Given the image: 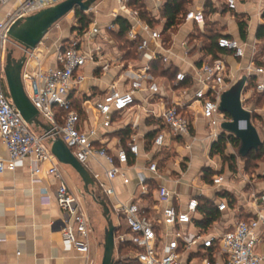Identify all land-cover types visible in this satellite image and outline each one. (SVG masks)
<instances>
[{"label":"crops","instance_id":"0c3cea01","mask_svg":"<svg viewBox=\"0 0 264 264\" xmlns=\"http://www.w3.org/2000/svg\"><path fill=\"white\" fill-rule=\"evenodd\" d=\"M166 2L167 0H143L144 11L152 19V24H147L161 33L160 42L150 41L148 49L140 55L138 44L130 42L128 33L125 37V42L130 45L137 44L134 59L136 65L127 63L125 53L128 47L124 46L118 36L117 19L128 18L121 12L116 0H98L91 11L85 13L90 21L89 28L98 24L105 39L97 37L85 45L86 50L93 49L96 44L101 45L103 50L100 56L95 55L93 61L83 69L86 80L71 92V99L81 118L80 130H97V149H106L111 154L120 148L128 150L130 138H138L139 156L129 154L126 169L129 183L125 184L122 177H118L111 183L115 195L104 196L108 199L115 218L114 206L117 203H130L139 199V179L144 177L149 179L151 194L139 201V205L148 210L149 215L159 217L156 196L158 190L165 187L177 195L175 202L186 204L188 200L195 198L199 203L208 200L214 205L217 220L203 227L206 218L199 211L193 225L187 228L189 234L195 237L204 233L221 235L236 222L252 217L254 208L251 195H264V179L258 180L264 178V173L257 178L247 174L240 165L236 171L227 167L225 171H218L212 177L213 185L207 183V172L216 170V167L207 165L206 156L215 141L211 138V130L203 118L200 105L193 102L197 87L195 76L197 69L204 63L221 60L226 65L225 80L229 89L244 76L247 77L242 95L244 108L251 96L257 95L255 78L250 77L248 71L249 67L261 65V58L264 57V39L258 38L260 28L264 27V0H240L236 11H229L224 0H193L182 16L183 21L165 31L166 20L162 17V12ZM126 9L132 11L128 6ZM192 10L203 11L205 24L202 28L185 20L186 14ZM114 14H118L117 18ZM76 23V14L73 12L68 15L65 23L60 21L55 25L56 32L52 37L46 40L44 38L37 47L36 54L45 69L58 67L57 55L61 46L67 45L78 35L74 30ZM240 23L246 28L245 39L241 38ZM110 24L115 26L114 30L106 31L105 28ZM137 33L141 38H147L138 28ZM223 37L243 44L244 56L239 58L232 52L223 51L215 59L213 55L203 51L213 39H217L218 43ZM164 58L168 59V63L164 62ZM146 66H151V71L144 80L145 89L136 95L135 106L126 112L115 114L111 129H103L94 109V102L113 90L127 91L131 83L143 74ZM179 73L186 75V81L177 87L176 77ZM152 83L159 86V93L156 95L147 89ZM176 104L184 107L182 112L191 122L189 134L180 139L167 137L164 147H154L156 135L167 132L163 124L165 110ZM247 110L253 114V110ZM56 112L59 122L63 123L65 113L59 109ZM41 122L47 125L45 121ZM32 128L36 133H45L40 128ZM219 133L221 135L220 130ZM175 155V162L170 163ZM0 156L7 157L1 140ZM151 162L158 164L160 178L156 179L148 170ZM85 168L95 181L97 177L104 180L110 166L105 160L99 159L91 160ZM60 170L70 192L85 203L89 212L96 215V205L90 203L89 197L85 196L83 182L76 171L61 164ZM220 176L224 178V183L217 187L214 179ZM58 186L59 181L45 173L34 176L30 159L21 162L14 172L0 175V264H102L104 244L100 233H104L105 237L104 218L102 217L101 222L95 216V225L91 215V250L88 257L74 250L62 237L66 217L56 202ZM44 190L47 191V198L43 195ZM96 194L100 196L98 191ZM224 200L228 201L229 210L220 213L217 206ZM116 220L117 224L114 225L118 229L119 221L117 218ZM198 246L196 244L195 248ZM260 251L264 252V246Z\"/></svg>","mask_w":264,"mask_h":264},{"label":"built area","instance_id":"2783aa9c","mask_svg":"<svg viewBox=\"0 0 264 264\" xmlns=\"http://www.w3.org/2000/svg\"><path fill=\"white\" fill-rule=\"evenodd\" d=\"M62 1L0 0V140L7 152L6 158L0 156V175L14 172L21 162L30 159L34 176L45 173L59 181L56 202L66 217L61 231L63 240L74 250L88 257L91 250V217L85 203L70 192L62 176L60 163L53 155L49 143L56 139L63 140L84 167L91 160L106 161L110 168L105 173V179H95V191H98L101 197L115 195L111 183L118 177H122L125 184L129 183L126 177L129 154L135 157L140 154L137 136L130 138L128 150L120 148L111 154L106 149H97V130H80L81 118L71 99V92L86 80L83 69L93 61L95 55L100 56L103 50L98 44L93 49L86 50L85 45L97 37L105 39L104 33L96 24L83 34H78L67 45L61 46L57 55L58 67L48 69L43 67L36 51H24L15 44L26 56L22 71L25 92L38 110L40 119L52 128L48 133H36L24 120L12 102L5 75L4 57L7 45L11 42L8 35L11 27L16 22ZM116 2L121 12L130 20L128 39L138 44L140 55L148 49L150 41H161L162 35L159 31L143 22L136 12L126 9L130 0ZM224 2L229 11H236L240 0ZM117 16L118 14H114L115 18ZM185 20L194 22L201 28L205 24V16L201 10L189 11ZM114 28L115 26L110 24L105 30L112 31ZM137 28L147 38H141ZM218 46L239 58L245 54L243 44L235 39L223 37L219 39ZM261 61V65L249 67L248 71V75L255 78L257 94H264V57ZM164 62L168 63V59L164 58ZM150 71L151 66H146L143 74L131 83L127 91L113 90L94 102V109L103 129H111L115 114H121L135 106L136 95L145 89L144 80L148 78ZM225 77L226 65L221 60L204 63L197 69L195 76L197 87L193 102L200 105L203 118L211 130V138L215 142L220 137L221 124L229 121L227 115L219 112L221 96L229 89ZM185 81L186 75L179 73L176 77L177 87ZM147 89L153 95L159 93L157 83L150 84ZM57 109L65 113L63 123L58 120ZM183 109V106L176 104L165 110L163 124L167 132L156 135L154 147H164L167 137L180 139L189 134L191 122L183 114ZM148 170L156 179L160 178L156 162H151ZM223 183L222 176L214 179V185L217 187ZM139 188V199L130 203H117L114 206V213L119 221L115 232L116 249L123 244L133 246V258L137 264H264V252L260 251L264 246V195H251L254 210L250 219L236 222L221 235L204 233L195 237L188 233L187 228L193 225L199 212L200 203L197 199L191 198L186 204L175 202L177 195L161 187L156 196V211L159 214L156 218L139 205V201L151 194L149 179H139ZM43 195L47 198L46 190ZM217 210L220 213L228 211V201L219 203ZM196 244H199L198 248H195Z\"/></svg>","mask_w":264,"mask_h":264},{"label":"water","instance_id":"95a60500","mask_svg":"<svg viewBox=\"0 0 264 264\" xmlns=\"http://www.w3.org/2000/svg\"><path fill=\"white\" fill-rule=\"evenodd\" d=\"M97 2L98 0H64L25 20L16 22L9 30V38L24 51H35L50 30L63 18L76 10L88 13ZM25 62V55L17 59L14 57L13 52L7 54L5 75L10 97L16 109L31 127L40 128L48 133L52 128L41 122L39 112L29 99L23 86L22 71ZM246 83L247 77L244 76L225 91L221 96L219 107V112L229 117V121L222 123L220 126L221 134L225 133L240 142L239 155L241 159L247 158L253 151H258L264 145L258 130L253 125L252 112L243 106L242 95ZM50 144L57 161L61 165L70 166L76 171L83 182L85 196L90 197L101 208L102 217L107 224L102 264H115V232L117 229L111 219L107 202L103 197L97 196L94 189L95 181L91 174L77 161L63 140L56 139L51 141Z\"/></svg>","mask_w":264,"mask_h":264},{"label":"trees","instance_id":"16d2710c","mask_svg":"<svg viewBox=\"0 0 264 264\" xmlns=\"http://www.w3.org/2000/svg\"><path fill=\"white\" fill-rule=\"evenodd\" d=\"M192 2L193 0H167L162 12L163 15L162 17L166 20L165 31L173 26L179 25L183 21L182 16H184L185 12L187 11L186 5H189ZM127 6L132 11L138 12V16L144 22L148 24H152V19L150 18L148 13L144 11L143 0H130ZM75 14H76L77 23L76 26L74 27V30L77 31L79 35H81L89 28L90 21L87 18L86 14L82 13L80 10H76ZM116 23L119 26L118 36L120 40L125 44L124 46L128 47L125 53L127 59H132L133 55L136 58L137 44L133 43L130 45L128 42H125V37L127 36V33L131 26L129 20L123 17H119ZM240 34L242 39L246 38V28L242 23H240ZM258 38L264 39V27L260 28L258 32ZM203 51L213 55L214 58L216 59L217 55L225 50L221 49L218 46L217 39H213L210 45L204 47ZM257 96L262 97L264 96V94H257ZM228 143H233L235 146H239L240 144V142L234 137L228 136L227 134L223 133L220 135L219 139L213 144L210 150V156L212 157L220 156L222 158H225V151ZM263 156H264V146H262L258 151H253L246 158V161L248 162L249 161L248 158H252V157L258 160ZM230 160L232 164L231 166L235 170L234 157H231ZM209 175L210 172H207L205 177H208ZM199 211L205 214L206 221L203 222L202 224L203 227H205L206 225L207 226L210 225L211 223L215 222L218 218V214L215 211L214 205L211 204L208 200L200 203ZM118 249L120 250L129 249L132 252L131 255L128 256L129 261H131L130 264H137L136 260L132 257L135 254V248L133 246H131L130 244H123L119 246Z\"/></svg>","mask_w":264,"mask_h":264},{"label":"rangeland","instance_id":"374dc122","mask_svg":"<svg viewBox=\"0 0 264 264\" xmlns=\"http://www.w3.org/2000/svg\"><path fill=\"white\" fill-rule=\"evenodd\" d=\"M187 8H189V5H186ZM73 14V13H72ZM70 14V15H72ZM67 17L66 16L65 18H63L61 20V22L65 23V21L67 20ZM2 18V16H1ZM56 32V27L54 26L52 28V30L50 31V33L45 37V40L48 39V37H52L54 35V33ZM7 51H6V54H5V57H4V63H5V66H6V57H7V54L9 52H13L14 54V57L17 58V59H20L22 56H23V53L17 49L16 45L14 42H10L8 45H7ZM196 54V52H195ZM135 57L133 55L132 59H128L127 60V63L128 64H131V65H136V62H135ZM29 91V89H28ZM245 108L247 109H250V110H253V125L256 127V129L258 130V133L261 137V140L264 141V97L263 98H260L259 96L257 95H252L250 100L246 102L245 104ZM42 120V118H41ZM264 146V145H263ZM240 147H241V144H239V146H235L233 143H228L227 145V148H226V151H225V158H222L220 156H210V152L207 153V165H211L213 167H216V170H209L210 172V175H209V178H207V183L210 184V185H213V182H212V177L219 173L218 171H225L226 168L228 167L231 171H236V170H239L240 166L241 168H243L245 170V172L247 174H249L250 176L251 175H254L255 177L258 178L259 174H263L264 173V156L260 159H255L254 157L252 158H248L249 161L247 162L246 161V158L245 159H241L240 155H239V150H240ZM178 156V155H177ZM175 157L176 155L174 156V159L170 161V163H174L175 162ZM231 157H234V161H235V170L232 168V164H231ZM240 165V166H239ZM215 169V168H214ZM264 179L263 177L261 178H258V180H262ZM105 201L107 202L109 208H110V211H111V219L113 221V223L116 225L117 224V220L115 218V216L113 215V212H112V209L110 207V203H108V199L107 198H104ZM88 201L90 203H93L94 205H96L92 199L89 197L88 198ZM95 211H96V215L94 212H89V216L94 218V223L96 225V220H95V216L101 220L102 222V210L99 206H95ZM94 213V214H93ZM104 220V219H103ZM105 221V220H104ZM106 224V222H105ZM106 228H107V224H106ZM105 228V229H106ZM102 234L101 235V238H102V242L104 244V233H100ZM131 251L129 249H123V250H120V249H116V253H115V262L116 264H130L131 261H129L128 259V256L131 255Z\"/></svg>","mask_w":264,"mask_h":264}]
</instances>
